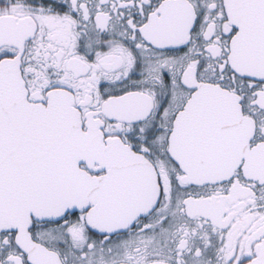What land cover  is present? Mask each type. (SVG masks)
<instances>
[{
    "label": "snow or ice",
    "instance_id": "snow-or-ice-1",
    "mask_svg": "<svg viewBox=\"0 0 264 264\" xmlns=\"http://www.w3.org/2000/svg\"><path fill=\"white\" fill-rule=\"evenodd\" d=\"M0 264H264V0H0Z\"/></svg>",
    "mask_w": 264,
    "mask_h": 264
}]
</instances>
